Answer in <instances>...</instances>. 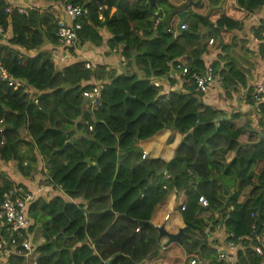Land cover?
I'll return each mask as SVG.
<instances>
[{
  "label": "trees",
  "instance_id": "1",
  "mask_svg": "<svg viewBox=\"0 0 264 264\" xmlns=\"http://www.w3.org/2000/svg\"><path fill=\"white\" fill-rule=\"evenodd\" d=\"M74 2L87 9L77 20L78 46H101L99 31L105 29L108 49L124 60L121 73L106 66L91 71L83 61L56 67L53 49H44L57 47V18L50 8L19 13L0 0V27L11 33L0 44V62L24 83L17 90L0 83V160L14 162L18 173L30 178L40 156L44 183L66 196L49 202L37 198L27 207L30 220L46 225L36 264H186L206 256L213 258L211 264H227L206 242L218 225L238 247L235 264H258L254 246L264 234V139L245 148L239 138L244 131L250 135V123L237 128L240 113L227 118L223 111L200 110L191 76L204 70L202 24L209 38L219 40L221 53L211 66L227 98L246 88L247 78L230 54L232 35L264 10V0H156L153 6L148 0ZM183 12L186 30L179 32ZM253 32L262 39L264 18ZM179 64L187 68L182 78L188 93H171L162 103L152 81ZM92 77L102 105L90 110L82 92L92 87L86 84ZM250 93L247 103L254 106ZM256 108L264 124V103ZM166 121L181 135L172 159H143L137 144L156 136ZM259 163L263 167L256 173ZM14 189L28 192L0 172V200ZM172 192L184 201L179 212L185 228L180 244L165 246L167 238L156 227L140 223L149 222ZM200 196L208 207L198 203ZM77 199L83 203L73 202ZM7 264H23V259L12 256Z\"/></svg>",
  "mask_w": 264,
  "mask_h": 264
},
{
  "label": "crops",
  "instance_id": "2",
  "mask_svg": "<svg viewBox=\"0 0 264 264\" xmlns=\"http://www.w3.org/2000/svg\"><path fill=\"white\" fill-rule=\"evenodd\" d=\"M8 3L12 4L14 7L27 10V9H45L50 8L52 13L55 15V18H64L66 19V15L63 11L61 1L57 2H45L43 0H5ZM264 11V10H262ZM158 17V14L155 13ZM258 16V18H256ZM186 17V16H185ZM264 18V15L261 14V11L249 16L246 20L243 21L242 28L238 31H234L232 35L233 40V49L231 51V57L238 62V67L243 71L247 78V86L246 88L240 87L238 93L232 95L227 98L224 91L222 90V84L219 85L215 83L210 90L206 93L201 94L197 93L202 107L200 110L206 108H212L219 111H223L227 118L234 113L239 114L240 118L236 121V127H243L246 122L250 123V135L249 132L244 131L239 141L244 144L245 148H251L253 145L257 144L261 139H264V124H259V113L254 105H250L247 103L248 92L253 90L254 85L262 76H264V33L262 34V39L254 36L253 30L257 28ZM185 21V20H184ZM257 21V22H256ZM256 26V27H254ZM178 29V28H177ZM179 31V29H178ZM185 30L182 29L183 32ZM100 35L103 38V43L101 46H95L92 43L87 42L82 45L80 48H75L73 59L66 63H55L56 67H63L68 64H72L74 62H90L95 66H106L109 69L116 70L117 73H121L124 69V60L120 56L118 52L110 51L105 44L106 40L110 37L109 33L102 29L99 31ZM198 33L202 36V45H206L205 52L201 55V60L204 63V70L207 66L213 65V63L217 62L218 56L220 55V46L218 39H211L208 35V29L200 24L198 28ZM11 36L10 30L8 29L6 32L5 39L0 41L1 43H5ZM210 40H213L210 43ZM261 45V46H260ZM263 45V46H262ZM54 47L51 45H46L44 47L45 50H51ZM30 55H33L34 52H30ZM223 63L220 64V69H223ZM213 69V68H212ZM203 70V71H204ZM202 72V71H201ZM214 72V70H213ZM216 78H219V72L214 73ZM156 87L160 90V95L162 103H166L168 100V96L171 93H183L187 94L188 89L187 86H184V80L182 78L180 70L176 69L174 66L170 68V70L161 77L154 78L152 81ZM86 84H98L97 80L92 77ZM251 94V93H250ZM217 122V121H215ZM166 128L160 131L153 138L140 142L137 145L142 149L143 152L148 154V157L159 158L164 161H169L172 159L174 155V150L179 141H181V135L178 131H176L175 127L171 126L170 121H166ZM250 136V137H249ZM82 135L80 133H76L74 135V139L76 141L81 140ZM70 143V142H69ZM71 144V143H70ZM263 165H260V170ZM16 168L15 163L9 161L8 163H4L0 160V172L5 173L13 182L16 184H21L26 187L28 192H32L36 194L35 199L42 198L45 201L49 202L54 197H62L66 198V196L62 193V191L54 189L50 186H46L44 190L38 188L40 183L44 182L43 173H41V169H43V164L41 163L40 156H38V167L32 173L31 177L25 178L19 174V181H16L13 176V170ZM17 169V168H16ZM18 172V171H17ZM256 172V173H259ZM47 185V184H46ZM221 196H226V192L224 189L221 190ZM72 201L71 199H66ZM242 201V196L239 198ZM75 203H83V200L77 199L73 201ZM184 204V201L176 195V193H170L163 201L160 203L151 216L149 224L156 227L162 226L164 229L170 233L175 234L178 233L179 230H184L185 225L182 219V215L179 212L180 207ZM29 222H30V231L28 232L29 239L32 244L35 246L40 245L44 242L43 233H44V225L43 221L30 220V214H27ZM182 238V237H181ZM166 241V239L164 240ZM207 244L214 249L221 248L227 242V236L224 229L216 228L211 232V235L207 238ZM197 250V247H196ZM238 250V247H237ZM236 250V254H237ZM37 253L35 252V256L33 259L36 260ZM212 259H209L207 256L203 260H198L196 264H211ZM236 261V259H235ZM8 259L0 258V264H7ZM24 264V261H23ZM186 264L189 262L186 260ZM235 264V262H234Z\"/></svg>",
  "mask_w": 264,
  "mask_h": 264
},
{
  "label": "built area",
  "instance_id": "3",
  "mask_svg": "<svg viewBox=\"0 0 264 264\" xmlns=\"http://www.w3.org/2000/svg\"><path fill=\"white\" fill-rule=\"evenodd\" d=\"M61 4L67 18H58L56 22L57 47L53 48L52 52V58L56 64L66 63L73 59L75 45L77 43V32L80 30V24L77 20L87 14L85 5L76 4L74 0H61ZM17 10L19 13L26 12L20 8ZM102 11L103 7H99V12ZM99 19H103L101 13L99 14ZM181 29L186 30V25H182ZM6 32L0 27V41L5 39ZM212 42L213 40H210V43ZM85 67L91 71L96 69V66L90 62H85ZM175 68L178 70L181 69L182 77L187 73V68L180 64L176 65ZM191 78L194 81L196 91L201 94L210 90L215 83L221 85L220 78H216L210 66H207L201 73H193ZM0 83H5L14 90L24 85L23 82L13 78L2 66L1 62ZM152 84L156 86L154 83ZM24 92L31 96V90L28 87L24 86ZM82 97L85 100L87 108L90 110L102 105L99 84H94L90 89L84 90ZM251 100L255 106L264 103V76L254 85L251 92ZM34 102L36 103V100ZM89 130H92L91 126H89ZM2 132L3 125L2 121H0V134ZM147 157L148 154L143 152L142 158ZM34 200L35 194L32 192H21L14 189L3 194L0 200V258L9 259L15 256L22 258L24 264H36V261L33 259L36 248L27 233L30 222L26 214L28 205ZM198 203L202 207L209 206L208 200L203 196L199 197ZM180 210H184L183 205L180 207ZM161 227L157 226V229ZM222 227V225H218V229ZM261 237V239H257L258 245L254 246V252L259 258L258 264H264V234ZM236 250L237 245L232 240H227L223 247L216 248L219 260L225 261L227 264H234L236 262ZM189 264H196V260H190Z\"/></svg>",
  "mask_w": 264,
  "mask_h": 264
},
{
  "label": "water",
  "instance_id": "4",
  "mask_svg": "<svg viewBox=\"0 0 264 264\" xmlns=\"http://www.w3.org/2000/svg\"><path fill=\"white\" fill-rule=\"evenodd\" d=\"M149 3L153 6L155 3H156V0H148ZM185 16H186V13L183 12L180 14L179 16V23L177 25V28L179 29V31H182L181 29V26L184 25V20H185ZM156 17V15H155ZM126 97H128V95H126ZM6 128H9L8 126H5ZM70 143L67 142L64 147L62 148V150H65L66 147L69 145ZM85 162L88 163V160H86ZM261 210H262V205H260V210H259V214H261ZM141 225H148L149 222H143V223H140ZM158 232H159V235L160 236H164L167 238V241L165 243V246L169 245L170 243L172 242H175V243H181V237L183 235V230H179L178 233H175V234H170L168 233L164 227H161L158 229ZM105 264H110V260L106 261Z\"/></svg>",
  "mask_w": 264,
  "mask_h": 264
},
{
  "label": "rangeland",
  "instance_id": "5",
  "mask_svg": "<svg viewBox=\"0 0 264 264\" xmlns=\"http://www.w3.org/2000/svg\"><path fill=\"white\" fill-rule=\"evenodd\" d=\"M261 11V14L262 15H264V11H262V10H260ZM259 12V11H258ZM256 18H258V16L256 17ZM257 22V21H256ZM254 27H256V26H254ZM76 47L75 48H80L79 46H78V44L76 43V45H75ZM237 64H238V62H236ZM260 163L259 164H257L255 167H254V172H259V170H260ZM13 176H14V179L16 180V181H19L20 180V178H19V173L17 172V169L16 168H14V170H13ZM14 184H16L15 182H14ZM46 186H48V185H46L44 182H42V183H40V185H38V188L40 187V189H42V190H44V188L46 187ZM39 193L37 192L36 194H35V196H37Z\"/></svg>",
  "mask_w": 264,
  "mask_h": 264
}]
</instances>
